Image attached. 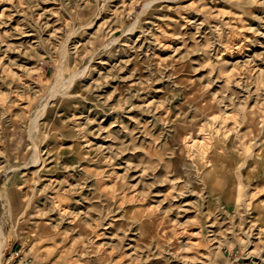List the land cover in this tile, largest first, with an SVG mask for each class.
I'll return each instance as SVG.
<instances>
[{
    "label": "rangeland",
    "instance_id": "obj_1",
    "mask_svg": "<svg viewBox=\"0 0 264 264\" xmlns=\"http://www.w3.org/2000/svg\"><path fill=\"white\" fill-rule=\"evenodd\" d=\"M0 264H264V0H0Z\"/></svg>",
    "mask_w": 264,
    "mask_h": 264
},
{
    "label": "bare ground",
    "instance_id": "obj_2",
    "mask_svg": "<svg viewBox=\"0 0 264 264\" xmlns=\"http://www.w3.org/2000/svg\"><path fill=\"white\" fill-rule=\"evenodd\" d=\"M4 239L0 238V253H1V249H2V245H3Z\"/></svg>",
    "mask_w": 264,
    "mask_h": 264
}]
</instances>
